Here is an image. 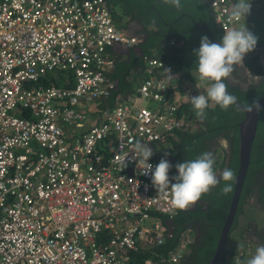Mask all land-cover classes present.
Here are the masks:
<instances>
[{
    "label": "built area",
    "instance_id": "built-area-1",
    "mask_svg": "<svg viewBox=\"0 0 264 264\" xmlns=\"http://www.w3.org/2000/svg\"><path fill=\"white\" fill-rule=\"evenodd\" d=\"M233 2L210 0L222 36L245 21L228 23ZM131 21L105 0H0V264H131L134 252L164 243L166 221L186 211L172 209L134 162L121 170L135 142L160 157L197 129L182 106L203 92L197 72L172 82L162 59L143 54L140 83L106 105L113 45L141 41L129 35ZM165 158L148 162L155 169ZM194 239L183 229L166 263L179 264ZM244 258L228 248L223 264Z\"/></svg>",
    "mask_w": 264,
    "mask_h": 264
},
{
    "label": "trees",
    "instance_id": "trees-1",
    "mask_svg": "<svg viewBox=\"0 0 264 264\" xmlns=\"http://www.w3.org/2000/svg\"><path fill=\"white\" fill-rule=\"evenodd\" d=\"M105 1L108 4L121 6L130 20L143 26V32L146 34L145 41L139 43L143 54L157 56L174 71L182 72L190 79L193 78L190 76V71L192 69L197 71V57L193 54V50L199 48L202 35H207L211 41L207 32L196 28L195 24L205 23L215 39L220 41L222 38V33L214 20L210 0H204V2L202 0H181L182 8L180 10L164 5L160 0ZM258 1L260 7L257 10L251 9L250 15L246 19L248 29L256 34L259 39L256 49L247 54L244 65L250 75L264 76V68L257 53L258 49L264 52V0ZM171 38H175V45L169 44ZM180 42H182L181 46H179ZM172 50L174 52L170 55L169 52ZM142 66V58L135 52L128 58H116L113 68L107 72V75L117 81V86L108 95L105 101L106 105H112L116 96H126L135 89L133 82L127 78L132 68H141ZM62 78L61 74L55 82L63 85ZM224 82L228 86L227 91L236 96L237 101L245 106L250 105L253 100H257L264 94V81L257 84L255 79L251 80L244 90L237 85L229 86L226 80ZM190 105L191 103L183 105L182 109H193ZM206 112V119L199 120L200 126L197 129L181 133L178 142L171 150H159L158 155L170 158L173 166L171 170L176 171L175 165L177 163L194 160L204 152H211L215 161L214 171L218 177L225 168H230L236 174L238 166V123L243 118V112L236 104L231 105L226 111L212 104L206 109ZM219 138H224L227 141V149L221 147ZM212 139H214L215 146L208 142ZM216 150L222 151L223 156L221 158H216ZM160 157L152 156L151 158ZM173 174L176 175L174 172ZM224 183L221 180L219 185L204 194L199 200L202 202L198 201L194 208L174 215L172 218V235L152 250L134 252L130 263L144 264L146 259H150V264H167L168 254L176 246L181 231L190 227L195 233V239L190 244L189 252L184 255L179 264H208L214 253L224 217L228 213L233 192L224 195L221 192ZM231 183L233 187L234 181ZM253 192H256L258 199L264 204V110L259 112L257 130L250 154V164L231 230L236 226L238 216L243 213L245 198L252 195ZM237 245V242L234 241L233 247L236 248ZM223 254L221 261L217 264L224 263L226 250Z\"/></svg>",
    "mask_w": 264,
    "mask_h": 264
},
{
    "label": "clouds",
    "instance_id": "clouds-1",
    "mask_svg": "<svg viewBox=\"0 0 264 264\" xmlns=\"http://www.w3.org/2000/svg\"><path fill=\"white\" fill-rule=\"evenodd\" d=\"M160 2L177 10L182 8L181 0H160ZM250 12L251 0H235L228 12L227 21L239 24L246 20ZM258 39L259 37L246 26L227 30L219 43L210 41L207 35L201 36L200 46L193 50V54L197 57L198 73L195 87L203 89V92L190 96V103L197 119H206V109L209 108L210 103L224 111L237 103V97L227 91L228 86L224 81L229 80L237 68L244 67L245 56L256 49ZM165 71L169 74V78H173L170 70L165 69ZM245 72L247 77L251 76L248 70ZM261 81H264V76H255L257 84ZM261 110L264 109L258 99L253 100L247 108L248 112ZM219 143L221 147L227 149L228 144L224 138ZM153 154L148 144L137 141L133 145L131 156L121 160V170L134 162L136 168L142 170V175L150 176L156 193L169 199L174 210H187L204 194L219 185L221 180L225 182L221 188L224 195L233 191L231 182L236 179L235 172L225 168L218 177L214 171L215 161L211 152H204L194 160L177 163L175 168L178 174L172 177L169 176V172L173 166L167 159H161L153 169V165L148 162ZM247 264H264V245L257 247L255 255L247 261Z\"/></svg>",
    "mask_w": 264,
    "mask_h": 264
},
{
    "label": "water",
    "instance_id": "water-1",
    "mask_svg": "<svg viewBox=\"0 0 264 264\" xmlns=\"http://www.w3.org/2000/svg\"><path fill=\"white\" fill-rule=\"evenodd\" d=\"M195 27L206 31L207 34L210 36L212 42L219 43V41L213 37L211 31L209 30V28L207 27L205 23H196ZM128 33L131 36L139 35L141 36V41H145L146 34L145 32H143L142 26L134 29L133 26L131 25L128 28ZM112 49L117 54H122V52L129 53L130 50L132 49L139 56L143 55V51L139 43L132 47H127L123 44L115 43ZM116 84H117V81H116ZM258 100H259L261 107H263L264 106V94L261 97H259ZM236 105L243 112V118L238 123V166L236 170V179L233 185V192H232L231 199H230L228 213L224 217L223 225L220 229V234L217 240L214 253L212 257L210 258L208 264H217L218 262L221 261L224 255L223 253L225 251V243L227 241L229 231L232 227V224L234 222V219L237 213V207L239 204L241 192L243 189V185H244L246 175L248 172V168H249V164H250V154H251L252 144H253L256 130H257L258 117H259L260 111L259 112L257 111L248 112L247 108L250 105L245 106V105L240 104L238 101ZM165 159H167L171 163L170 158L166 157ZM199 202L201 203L202 201H199ZM197 203L198 201L194 205L190 206L189 210L194 208ZM166 223L169 228L168 234L172 235L173 233L172 219H168Z\"/></svg>",
    "mask_w": 264,
    "mask_h": 264
},
{
    "label": "flooded vegetation",
    "instance_id": "flooded-vegetation-1",
    "mask_svg": "<svg viewBox=\"0 0 264 264\" xmlns=\"http://www.w3.org/2000/svg\"><path fill=\"white\" fill-rule=\"evenodd\" d=\"M131 22H132V24L135 23L133 20ZM257 53L259 54L260 62L262 63V66L264 68V52H263V50L258 49ZM246 70H247V68L245 65L242 68H237L236 71L233 73V76L231 78H229V80H226V82L229 83L228 85L229 86H236L237 85L242 90L246 89L248 84L251 82V80L255 79V76L252 77V75L247 77L244 74V73H246L245 72ZM221 139L222 138H219L218 141L220 142ZM208 142L210 144H212L213 146H215L214 139L208 140ZM173 172L176 175L178 174L177 171H173ZM256 190H257V187H256ZM247 198H250L249 199L250 202L248 204L249 207L254 206V207H256V209L263 210V213H264V204L258 199V195L256 194V192H253L252 195H248L245 198V201L247 200ZM246 211L247 210L244 209V213L242 214V217L252 218L248 214H246ZM255 218L256 219L260 218L262 220L261 226L260 225L254 226L253 224H251L252 220H247V221H245L246 223L244 222V227L240 230L239 238L238 239L235 238V240H234V236L232 233L233 229L235 228L234 227L232 230L230 229L228 237H227V241L225 243V250L229 248V245H230V249H232V248H234L233 242L236 241L238 244L236 246V248H240L245 254L244 261L246 258L251 259L255 255L257 247L264 245V215L263 216L256 215ZM237 221H238V218H237ZM194 237H195V233H194ZM243 264H246V263H243Z\"/></svg>",
    "mask_w": 264,
    "mask_h": 264
},
{
    "label": "crops",
    "instance_id": "crops-1",
    "mask_svg": "<svg viewBox=\"0 0 264 264\" xmlns=\"http://www.w3.org/2000/svg\"><path fill=\"white\" fill-rule=\"evenodd\" d=\"M256 1H258V0H256ZM259 2V1H258ZM260 4V3H259ZM260 6V5H259ZM124 14H126V13H124ZM127 15V14H126ZM128 16V15H127ZM135 22V21H134ZM132 26H133V28L134 29H136V28H139V27H141L142 25L140 24V23H138V22H135L134 24H132ZM242 26L244 27V26H246L247 28H248V24H247V19L245 20V21H243L242 22ZM143 27V26H142ZM182 45V42H180L179 43V46H181ZM134 52V50H130V52L129 53H125V52H122V54H117L118 56L117 57H120V58H128L132 53ZM169 54H170V52H169ZM171 55V54H170ZM140 57H142V56H140ZM169 67V66H168ZM113 68V65L112 66H110V67H108V69H107V72L109 71V70H111ZM142 68V67H141ZM140 67H135V68H132L131 69V71H130V74H129V76H128V80L129 81H132L133 82V84H134V86L136 87L139 83H140V81L142 80V78H143V72H142V69H141ZM169 69H170V74L172 75V77L173 78H171V80H172V82H182V83H185V82H187V80H193L194 79V77L192 78V79H190V78H188L187 76H185L182 72H179V71H174L171 67H169ZM197 72L195 69H192L191 71H190V76L192 77V75H191V72ZM107 72H106V74H107ZM108 76V75H107ZM48 77L50 78V79H53L54 78V76L53 75H51V74H49L48 75ZM110 78V77H109ZM56 81V80H55ZM115 81V87L117 86L116 85V80H114ZM210 105H212V104H210ZM190 107H191V105H190ZM188 111H189V114H191L192 115V117L193 118H195L196 120H199V119H197V117L195 116V113H194V110L192 109V108H188ZM191 132V131H190ZM251 198V197H250ZM250 198H247V200H246V203H245V205H244V209H246V208H248V204H249V199ZM244 209H243V213H244ZM259 211H260V209H258ZM242 213V214H243ZM242 214H240V216L238 217V221H237V224H236V226H235V228L233 229V236H234V240H235V238L236 239H238L239 238V234H240V230L244 227V222L245 221H247V220H252L251 221V224H253L254 226H261V224H262V220L260 219V218H258V219H256L255 218V216H252V218H244V217H242ZM256 215H258V216H260V213H257ZM255 219V220H254ZM259 220H261V222L259 223L258 221ZM246 223V222H245ZM239 241V240H238ZM246 261V260H245ZM244 261V262H245ZM243 262V263H244ZM247 264V263H246Z\"/></svg>",
    "mask_w": 264,
    "mask_h": 264
},
{
    "label": "rangeland",
    "instance_id": "rangeland-1",
    "mask_svg": "<svg viewBox=\"0 0 264 264\" xmlns=\"http://www.w3.org/2000/svg\"><path fill=\"white\" fill-rule=\"evenodd\" d=\"M216 151H217V150H216ZM219 152H220V151H217L216 154L219 153ZM253 187H254V186H253ZM246 210H247V211H246V214H248L250 217H252V216H256L257 213H260L261 216L264 215L263 210L260 209V211H259V210L256 209V207H254V206H251V207L248 206V208H246ZM258 222L260 223L261 220H259ZM229 248H230V245H229ZM245 260H246V261H245L244 263H247V261L249 260V258H246Z\"/></svg>",
    "mask_w": 264,
    "mask_h": 264
},
{
    "label": "bare ground",
    "instance_id": "bare-ground-1",
    "mask_svg": "<svg viewBox=\"0 0 264 264\" xmlns=\"http://www.w3.org/2000/svg\"><path fill=\"white\" fill-rule=\"evenodd\" d=\"M252 244V243H251Z\"/></svg>",
    "mask_w": 264,
    "mask_h": 264
}]
</instances>
